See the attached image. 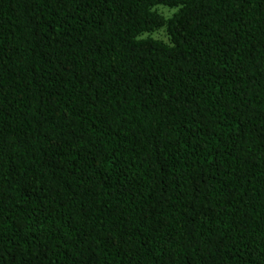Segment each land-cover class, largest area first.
<instances>
[{"label":"trees","instance_id":"trees-1","mask_svg":"<svg viewBox=\"0 0 264 264\" xmlns=\"http://www.w3.org/2000/svg\"><path fill=\"white\" fill-rule=\"evenodd\" d=\"M0 264H264V0H0Z\"/></svg>","mask_w":264,"mask_h":264},{"label":"rangeland","instance_id":"rangeland-1","mask_svg":"<svg viewBox=\"0 0 264 264\" xmlns=\"http://www.w3.org/2000/svg\"><path fill=\"white\" fill-rule=\"evenodd\" d=\"M160 11L164 14H168L169 13V10L167 9H164V8H161ZM155 38H159L163 41H167V38L166 36L164 35L163 32L159 31V32H156L154 35H153Z\"/></svg>","mask_w":264,"mask_h":264}]
</instances>
